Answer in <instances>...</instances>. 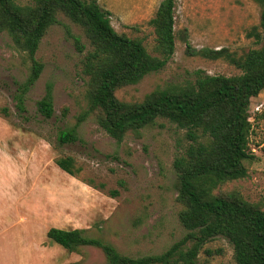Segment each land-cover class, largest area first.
<instances>
[{"label":"rangeland","instance_id":"obj_1","mask_svg":"<svg viewBox=\"0 0 264 264\" xmlns=\"http://www.w3.org/2000/svg\"><path fill=\"white\" fill-rule=\"evenodd\" d=\"M97 2L111 14L118 32L142 39L148 51L157 54L151 20L162 0ZM261 11L255 0H178L173 57L160 71L119 88L117 97L140 102L157 89L194 79L198 70L240 74L224 58L194 52L228 48L242 56L259 48L249 33L259 26ZM91 48L83 29L59 13L40 42L36 58L44 69L21 114L14 95L30 74L31 60L7 32H0V264H108L100 248L70 252L55 243L47 235L52 227L85 229L87 235L132 257L160 254L188 232L179 219L183 205L177 199L173 165L190 143L187 130L158 118L118 142L100 126L97 113L79 122L89 108L83 61ZM49 83L54 115L46 118L38 101ZM249 114L248 148L254 158L245 161L248 175L226 182L216 192H237L264 209V90L251 99ZM74 127L78 140L60 143L59 132ZM69 156L76 176L56 163ZM198 264H237L233 245L223 236L213 238L201 248Z\"/></svg>","mask_w":264,"mask_h":264},{"label":"trees","instance_id":"obj_2","mask_svg":"<svg viewBox=\"0 0 264 264\" xmlns=\"http://www.w3.org/2000/svg\"><path fill=\"white\" fill-rule=\"evenodd\" d=\"M31 1L20 5L15 0H0V32H7L31 60L30 74L18 83L14 95L21 114L26 113L27 94L44 69L43 62L36 58L40 42L58 22V14L63 13L83 29L92 47L83 61V72L89 78V108L79 122L97 113L100 126L121 142L129 131L166 118L186 129L190 139L173 163L178 178L177 199L183 205L179 219L188 232L164 252L132 257L80 228L52 227L49 239L70 252L86 246L100 248L108 264H198L203 245L223 236L233 245L237 264H264V209L237 192H216L226 182L245 178V161L254 158L248 148L252 129L249 109L251 99L264 90V0H255L262 5L260 24L249 33L255 36L259 48L242 56L228 48L194 52L210 59L224 58L240 69V74L211 75L198 70L194 79L157 89L140 102L122 101L116 91L137 84L171 60L176 50L178 0H162L151 20L156 35L155 55L142 39L118 32L111 14L97 0ZM38 109L46 118L54 115L52 84H47ZM58 140L62 144L77 141V128L60 131ZM56 163L67 173L77 175L73 157L58 158Z\"/></svg>","mask_w":264,"mask_h":264},{"label":"crops","instance_id":"obj_3","mask_svg":"<svg viewBox=\"0 0 264 264\" xmlns=\"http://www.w3.org/2000/svg\"><path fill=\"white\" fill-rule=\"evenodd\" d=\"M63 170V169H62ZM62 229H64V228H62ZM66 230H71V229H66Z\"/></svg>","mask_w":264,"mask_h":264}]
</instances>
